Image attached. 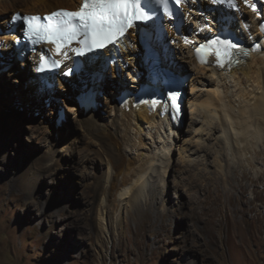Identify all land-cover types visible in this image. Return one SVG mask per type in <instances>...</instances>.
I'll return each instance as SVG.
<instances>
[{
    "label": "rangeland",
    "instance_id": "1",
    "mask_svg": "<svg viewBox=\"0 0 264 264\" xmlns=\"http://www.w3.org/2000/svg\"><path fill=\"white\" fill-rule=\"evenodd\" d=\"M31 5L38 10V5ZM13 12L8 10L0 20ZM8 59L13 72L2 79L4 90H0V264H264L262 117L254 119V127L262 129L263 139L248 136L244 138L248 142L234 136V123H227L228 118L227 124L215 119L209 126L198 115L195 102L188 101L190 78L194 75L199 97H206L213 85L208 77L190 71L184 89L186 118L170 149L168 166L160 170L156 160L144 194L122 196L116 212L112 197L103 213L104 202L94 186L106 187L111 168L68 109L67 100L73 102V97L85 102L81 93L74 94L75 77L69 79L74 86L73 93L65 96L68 99L62 98L66 92L59 93L55 101L44 100V110L29 107L22 101L29 93L27 82L40 84V78L32 76L34 64L28 56L18 59L11 54ZM116 68L126 82L125 90L133 93L128 77L135 68ZM103 75L105 90L96 91L93 105L89 103L100 123L114 113L110 101H118L117 95L113 97L118 79L113 77V65ZM53 89V94L60 91L57 84ZM53 107L56 111L50 116L47 111ZM83 114L81 119L90 115L88 110Z\"/></svg>",
    "mask_w": 264,
    "mask_h": 264
},
{
    "label": "bare ground",
    "instance_id": "2",
    "mask_svg": "<svg viewBox=\"0 0 264 264\" xmlns=\"http://www.w3.org/2000/svg\"><path fill=\"white\" fill-rule=\"evenodd\" d=\"M38 1L41 2L38 3ZM79 1L80 0H0V15H3L10 9H12V11L20 9V11H23V14L43 15L44 13H48L49 11L58 8L75 9L78 7ZM31 3L33 6L35 4L36 6L38 5L37 7H35L38 8V10L33 9V7L32 9H30L31 7H29V4ZM257 4L259 10L263 11V2H260V0H258ZM205 8L206 7L203 6L199 9V7L196 6L193 9L192 6V8L186 9V12H189V15L186 20L187 22L185 26V32H189L190 27H192V24H194L195 36H198L196 37V41L202 39L200 37L203 36V34L206 32L205 30H202L199 33H196V30L200 25H204L207 17L209 19L208 21H210L211 19L207 12L204 13V15L200 14V10ZM10 15L0 20V90H4L2 79L6 76H10V74L13 72V65H10V62L12 60H9L8 58L11 56V54L14 56L16 55L12 44V41L15 37L14 33L10 35L7 33H3V31L7 28V23L9 20L8 18H10ZM242 18H244L247 26H250L251 28L258 27L260 18L256 17V14L252 11L246 9L243 10ZM188 22H190V24H188ZM241 34L243 36H249V34H245L244 31H242ZM128 35L131 40V45L125 49L122 47V53L118 57V62L115 64H111L113 65L114 70L113 77H118L117 81L115 82V84H117L116 91L113 90V92L115 93H113V97L115 98V96L117 95L118 101L116 103L110 101L109 103L111 110L114 111V113L112 112L110 116L111 119L108 122L100 123L96 118H94L95 108L94 106H92L93 104L90 106L85 102L84 104L82 102H76L74 97L73 102L67 100L68 109L77 118L79 124H82L87 129L90 134L89 136H91L95 140L94 142H96L99 146L101 155L106 156L108 169L111 168V172L110 174H108L106 179V187L100 188V185H98L99 187L97 185L94 186L95 195L101 199V203L104 202V205L101 204L103 205V213L104 210H107L111 205L110 201L112 197H114V200H116L117 202V209L115 211L113 210L114 212H116L119 208L118 206H120V202L122 203L124 201V199L123 201H121L122 196L133 194L134 191L142 192L144 194L146 190L145 188L150 182L147 174L153 167V164L156 160L160 163V170L168 166V156L170 153V149L172 147V144H174V140L180 134L179 127L182 126V117L184 115L183 112L181 116V123L177 124L178 121L176 119H172L165 105L156 106L151 103V89L145 91V94L149 98L148 101H143L140 97L135 98V94L138 92L143 81V76L140 77L139 73L141 70L138 57V54L140 52V45L135 38L136 36L133 33V30L128 32ZM47 48L48 51L54 54L62 63L68 65L71 64L68 56L67 58H65L62 55H57L52 47L49 46ZM43 53L44 52L37 50L35 54L28 55V59L31 61V63L34 64L33 72L36 76L38 75V73H36V65L40 63V57L43 55ZM110 53H115L113 48L111 50H106V52H104V55L99 59V62H95L86 58L85 70L87 71H81L79 75H73L69 77H65L62 74L58 75L60 77L54 81V84H57V88L60 89V91L55 94H53L55 92L54 89L52 90L53 87L48 88L45 83L42 82L41 79H39L40 84L38 86H33L31 84L33 83L32 81L27 82V84H29V93L22 96L24 100L21 99V95H15V97L21 99L23 102L25 101L29 107H37L41 110H44L47 108L43 103L44 100L47 98L50 102H52L51 100L54 98V96H58L59 93L66 92V94L64 93V96L62 98L68 99L65 98V96L72 94L73 89L74 94L84 93L86 92V88L91 89V87L93 88L94 92L105 90L107 81H105L104 83L105 77L103 75V71L104 69H106L107 65H109V61L105 58V56ZM120 58H122V60H120ZM166 58L167 60L165 64H168V67L175 71L176 74L179 73L182 76L184 74H189L190 71H193V73L195 72V74L198 73V75L200 76L208 77L210 81L209 83L213 85V89L211 88L212 91L208 92L206 97H199L197 95V92L194 91L196 89V87L194 89L193 86V84L196 82H194V75L190 78L192 87L190 89V93L188 92L189 94H191V96L187 95L188 101L190 104L195 102L194 108H198V115L201 117L203 122L207 123L209 126L213 124L212 121H215V119L216 121L219 120L221 124H227L229 121L231 122L230 124L232 126V124L234 123V127H232L234 129V134H236L234 136H238L240 139L242 137L243 140H245L244 138L246 137L247 139L250 138L248 136H254L255 139H258V137L263 133L262 132L259 134V132H261L262 130L259 125L260 122L259 124H257V126L259 125L261 129L260 131L259 129H257V127H254L256 126L254 122L259 120L256 117H262L264 119V54L255 53L240 66L229 70L220 69L219 65L214 63H210L209 65L198 64L193 58V50L190 44H178L173 46L172 48H169L168 52L166 53ZM127 60L129 61V66L125 67ZM1 61H4V63L2 64ZM24 62L25 61L22 60L20 64H23ZM116 65H119L121 67V70L123 71H125V69L133 67L135 68L136 71L134 69L132 70V72L128 71L130 73V76L128 78L129 80L131 79L133 81L132 85L135 87V89H132L134 90L133 93L131 92V94H127L126 92H122L123 90L127 89L126 82L122 80V77L120 76V69L118 70L116 68ZM62 69L63 68H61V70ZM96 74H98L99 76ZM46 76H42V78H47ZM70 78L74 80L76 86L73 89L72 86L74 85L70 86L69 83ZM49 80L52 81L51 78H49ZM188 84L189 83H187V85ZM201 89L202 88H200V90ZM32 91H35L36 93L34 94V92L32 93ZM41 99H43V101ZM53 101L55 100L53 99ZM7 102L9 104H12V101H10V99ZM53 105H56V103L54 102ZM191 109L193 108L191 107ZM86 110H88L90 115L84 117V119H81L80 112L84 113L83 115L85 116ZM54 111H56V109L53 107L51 111H47V114L52 116V113ZM59 115L62 117L63 115L65 116L63 111H59ZM226 118H228V120ZM0 122L3 123V119H1V116ZM227 128L228 127L224 129L226 130ZM122 134H124V136ZM226 136H228V134ZM260 137L261 139H263L262 136ZM234 139L235 142H240L238 141L239 139L237 137H234ZM245 141L248 142V140ZM259 142L260 140L258 141V143ZM160 170L156 169L155 172L156 175L157 172L159 173V177H161ZM156 181L157 180H153L152 183ZM227 181L228 180H226V182ZM137 197L134 198L137 199ZM110 210H112V208Z\"/></svg>",
    "mask_w": 264,
    "mask_h": 264
},
{
    "label": "snow or ice",
    "instance_id": "3",
    "mask_svg": "<svg viewBox=\"0 0 264 264\" xmlns=\"http://www.w3.org/2000/svg\"><path fill=\"white\" fill-rule=\"evenodd\" d=\"M155 4L162 5L167 11L169 0H154ZM182 0H175L179 5ZM219 2V0H213ZM230 6L232 0H227ZM253 11L255 6L252 5ZM18 14L13 17L17 19ZM149 16L141 7V0H82L78 10L69 11L60 9L43 17L45 24L39 23L38 16H25V36L35 39V42L46 41L55 46V53L67 58V49L73 42L80 45L71 48V52L82 55L86 51L102 49L108 44H117L125 32L138 21H147ZM260 31L264 32V24L260 25ZM238 50V45L228 40H212L208 44L195 48L198 58L203 59L209 54L216 57V61L223 66L225 59H230ZM255 50V49H253ZM60 61L47 60L40 57L38 71L45 69L47 65L58 67ZM173 106H175V94H172ZM155 104V101H152Z\"/></svg>",
    "mask_w": 264,
    "mask_h": 264
},
{
    "label": "trees",
    "instance_id": "4",
    "mask_svg": "<svg viewBox=\"0 0 264 264\" xmlns=\"http://www.w3.org/2000/svg\"><path fill=\"white\" fill-rule=\"evenodd\" d=\"M32 73H33L32 76H36L34 72H32Z\"/></svg>",
    "mask_w": 264,
    "mask_h": 264
},
{
    "label": "water",
    "instance_id": "5",
    "mask_svg": "<svg viewBox=\"0 0 264 264\" xmlns=\"http://www.w3.org/2000/svg\"><path fill=\"white\" fill-rule=\"evenodd\" d=\"M183 119H185L186 118V116L185 115H183V117H182Z\"/></svg>",
    "mask_w": 264,
    "mask_h": 264
}]
</instances>
